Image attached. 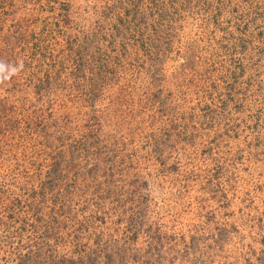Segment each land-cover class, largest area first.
Instances as JSON below:
<instances>
[{
  "label": "rangeland",
  "instance_id": "374dc122",
  "mask_svg": "<svg viewBox=\"0 0 264 264\" xmlns=\"http://www.w3.org/2000/svg\"><path fill=\"white\" fill-rule=\"evenodd\" d=\"M0 264H264V0H0Z\"/></svg>",
  "mask_w": 264,
  "mask_h": 264
},
{
  "label": "clouds",
  "instance_id": "9594fccd",
  "mask_svg": "<svg viewBox=\"0 0 264 264\" xmlns=\"http://www.w3.org/2000/svg\"><path fill=\"white\" fill-rule=\"evenodd\" d=\"M23 62L8 63L0 60V84L10 80L13 76L17 75L23 70Z\"/></svg>",
  "mask_w": 264,
  "mask_h": 264
}]
</instances>
